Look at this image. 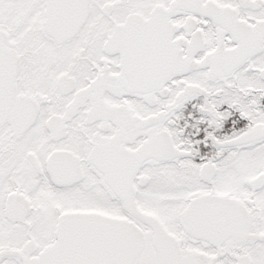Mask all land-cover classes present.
<instances>
[{"label": "snow or ice", "instance_id": "1", "mask_svg": "<svg viewBox=\"0 0 264 264\" xmlns=\"http://www.w3.org/2000/svg\"><path fill=\"white\" fill-rule=\"evenodd\" d=\"M0 264H264V0H0Z\"/></svg>", "mask_w": 264, "mask_h": 264}]
</instances>
